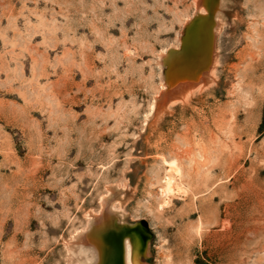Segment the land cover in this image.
Returning a JSON list of instances; mask_svg holds the SVG:
<instances>
[{"label": "rangeland", "instance_id": "1", "mask_svg": "<svg viewBox=\"0 0 264 264\" xmlns=\"http://www.w3.org/2000/svg\"><path fill=\"white\" fill-rule=\"evenodd\" d=\"M200 1L0 0V264H68L112 197L140 264H264V0H223L213 81L171 101Z\"/></svg>", "mask_w": 264, "mask_h": 264}, {"label": "bare ground", "instance_id": "2", "mask_svg": "<svg viewBox=\"0 0 264 264\" xmlns=\"http://www.w3.org/2000/svg\"><path fill=\"white\" fill-rule=\"evenodd\" d=\"M204 1L209 17H198L193 21L187 29V35L198 24L211 21L212 17V25L208 33L199 28L194 29L181 53H174L169 57L159 55L162 60L159 65H164L163 60L168 63L177 59L181 64L179 66L182 67V71L179 72L172 68L169 77L167 74V79L160 77L161 88H167V85L173 87L170 90L174 94L171 101H184L193 90L202 89L213 81L210 72L215 55L212 56L211 48L214 32L219 26L217 20L219 21L223 0H213L212 13L209 11L210 3L208 0ZM198 65L204 68L200 72H197ZM157 105L160 106L159 103ZM169 182L167 180L168 187H170ZM112 199L113 197L102 199L99 214L91 216L87 220L86 228L74 235L68 245V264H140L139 256L141 252L146 251L147 235L138 226L128 227L121 219L120 212H112L110 209Z\"/></svg>", "mask_w": 264, "mask_h": 264}, {"label": "water", "instance_id": "3", "mask_svg": "<svg viewBox=\"0 0 264 264\" xmlns=\"http://www.w3.org/2000/svg\"><path fill=\"white\" fill-rule=\"evenodd\" d=\"M140 225L144 230H147V225L145 222H141Z\"/></svg>", "mask_w": 264, "mask_h": 264}]
</instances>
